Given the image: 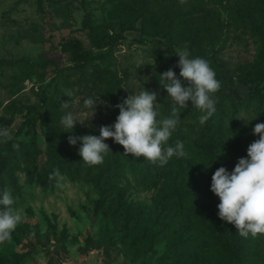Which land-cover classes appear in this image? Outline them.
<instances>
[{
	"label": "rangeland",
	"instance_id": "rangeland-1",
	"mask_svg": "<svg viewBox=\"0 0 264 264\" xmlns=\"http://www.w3.org/2000/svg\"><path fill=\"white\" fill-rule=\"evenodd\" d=\"M142 1L155 18L171 21L169 38L176 53L193 48L204 55L214 52L232 80L235 98L245 94L246 87L239 80L263 64L264 43L250 28L244 13L257 17L256 24L264 32V0ZM143 15L139 4L130 0H0V120L12 116L9 125L3 126L0 121V128L9 129L12 138L28 143L25 122L34 116L38 150L34 155L36 180L26 182L23 171H15L20 195H13L14 207L22 210V220L11 233L12 239L0 244V257L11 260L8 264L160 262L162 244L155 246L152 253H142V246L131 244L130 236L125 238L112 229L111 217L102 215L100 209L93 210L98 194L84 173L86 163L78 153L80 141L76 145L68 143L69 135H99L100 126L114 123L119 110L111 107L108 98L113 80L121 77L115 94L117 104L134 92L139 94L144 87L158 92L161 117L171 114L175 104L161 87L160 74L171 68L182 84L187 81L179 77V67L168 54L155 51L165 48L164 23L144 25L142 31H125V37L111 46L96 48L90 41L91 37L104 41L103 36L121 27H139ZM78 47L92 57L82 67L78 65ZM26 61L35 65L28 69ZM210 66L217 77L213 63ZM260 94L238 105L221 86L213 94L217 111L203 124L199 120L203 113L189 103L188 108L180 109V120L168 144L172 146L180 140L186 156L197 158L198 146L218 130L222 150L232 155L227 168L231 171L238 158L247 155V146L258 139L252 127L264 122V81ZM88 98L97 101L94 114V106L85 105ZM66 101L69 107L63 108ZM68 112L79 120L71 132L61 123ZM19 126L20 132L15 134ZM45 126L67 132L63 142L68 159L81 162L77 179L58 173L54 181L45 185L37 181L45 167ZM105 142L111 152L100 165L110 173L116 172L111 176L114 185L110 183L112 187L106 188V195L114 197L121 192L127 202L148 204L155 187L139 183L128 167L115 168L112 162L120 144L111 138ZM27 154L32 152L28 150ZM218 160L223 161L222 155ZM93 169L96 171L95 165ZM198 172H202L199 167ZM4 184L10 186L9 180ZM204 192L216 200L209 183ZM111 236L113 245L108 243ZM247 241L245 264H264V234L255 238L249 235Z\"/></svg>",
	"mask_w": 264,
	"mask_h": 264
},
{
	"label": "trees",
	"instance_id": "trees-1",
	"mask_svg": "<svg viewBox=\"0 0 264 264\" xmlns=\"http://www.w3.org/2000/svg\"><path fill=\"white\" fill-rule=\"evenodd\" d=\"M139 4V9L144 13L140 17V26L129 25L121 27L117 32L106 34L100 39L91 37L90 41L96 48L104 45L111 46L114 42L123 39L125 31H142V26L150 24L164 23L165 28L162 37L165 39V48L155 50L157 53H166L171 61L177 64L179 57L171 47L169 30L171 21L167 18H155L145 7L142 0H130ZM235 5V4H233ZM235 13L237 11L235 10ZM248 20V25L254 30L264 43L263 31L259 29L256 22L259 20L249 12L244 13ZM264 23V22H263ZM76 43V42H75ZM80 50L78 54L82 67L86 61L92 57ZM190 58L201 57L209 60L216 68L217 79L221 82L234 104H245L253 98L260 97L261 83L264 81V56L263 64L252 73H245L239 82L246 87V92L241 98H235L234 88L231 78L223 63L211 52L204 55L199 49L193 48L189 51ZM35 65L33 61H26V66L30 69ZM115 79L110 88L108 101L112 108L116 102V89L122 81ZM1 125H9L12 116L1 118ZM34 116L26 120L25 133L29 135V142H23L12 138L7 143L2 144V158H0V190L5 186L4 182L9 180L12 195H20V187L17 182L15 171H23L25 181L36 180L35 175L37 166L35 164V154H37L36 143L34 141ZM47 129L46 140V159L45 167L41 174H38L37 181L42 185L54 181L55 177L49 178L54 169H58L61 174L74 180L81 174L80 161L73 162L68 159L65 152L64 139L67 138L65 130L51 128ZM207 126L204 128V133ZM20 132V126L15 134ZM216 135L209 137L202 145L197 148V158L192 155L177 158L173 156L166 165L159 166L149 162L143 157L136 158L131 154L125 155L122 145L115 149L117 158L113 159L115 168H129L139 183L145 187H155L154 193L148 204L141 202H127L120 194L112 196L106 195V188L114 185L112 177L116 172L104 170L101 165L89 166L85 164V174L88 181H91L97 190L98 199L93 203V210L100 209L102 215L111 217L113 220L112 229L119 231L125 238H130L131 244L137 243L142 246V253L153 252L155 246L163 245V251L159 257L158 264H245V252L247 238L242 237L236 231L235 226L222 220L218 215L217 204L220 202L215 195L214 201L211 196L206 194L205 185H211V177L216 168L224 166L229 168L232 155L222 150V143L218 130ZM171 141V140H169ZM168 141V142H169ZM13 143L19 144V150L12 147ZM174 146V144H172ZM28 150L32 154H27ZM223 157L219 162L218 157ZM21 161L23 165H21ZM10 167V168H9ZM202 172L197 173V168ZM9 168V169H8ZM151 172H154L151 176ZM112 183V185L110 184ZM118 187V186H116ZM130 236V237H129ZM111 236L108 243L113 245ZM11 260L0 257V264H8Z\"/></svg>",
	"mask_w": 264,
	"mask_h": 264
},
{
	"label": "clouds",
	"instance_id": "clouds-1",
	"mask_svg": "<svg viewBox=\"0 0 264 264\" xmlns=\"http://www.w3.org/2000/svg\"><path fill=\"white\" fill-rule=\"evenodd\" d=\"M180 2L184 3L185 0ZM176 55L179 57V77L187 81V84H182L171 68L161 73L159 80L175 104L171 114L161 117L157 108L158 92L144 87L139 94L134 92L122 99L114 105L119 109L114 123L100 126L99 135L68 136L70 145L80 141L78 153L87 165L103 163L104 156L111 152L105 142L108 138L122 145L125 155L143 157L159 166L166 165L173 156L181 158L187 155L182 141L177 140L174 146L168 144L180 120V109L188 108L190 103L203 113L199 120L205 123L217 111L213 94L219 90L221 82L216 78L208 60L198 56L190 58L186 49L177 50ZM96 104L97 101L92 98L85 100L87 107L94 106L93 114ZM62 107H69L67 101L62 103ZM78 121L71 112L61 118L68 132L72 131ZM252 133L258 135V139L247 146V155L238 158L231 171L224 166L216 168L210 185V190L220 201L217 204V215L233 224L239 235L245 238L264 234V122L256 123ZM11 139L10 130L0 128V142L7 143ZM12 147L19 150L18 143H13ZM58 172V169H54L49 178L52 179ZM14 204L12 191L5 185L0 190V244L12 239L11 233L22 220V210L18 211Z\"/></svg>",
	"mask_w": 264,
	"mask_h": 264
}]
</instances>
